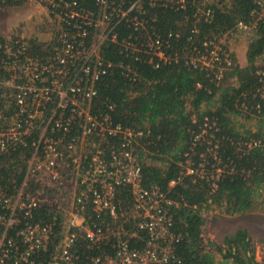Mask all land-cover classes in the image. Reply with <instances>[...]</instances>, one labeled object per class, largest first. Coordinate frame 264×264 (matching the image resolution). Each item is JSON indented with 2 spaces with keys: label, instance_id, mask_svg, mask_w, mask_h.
Segmentation results:
<instances>
[{
  "label": "built area",
  "instance_id": "obj_1",
  "mask_svg": "<svg viewBox=\"0 0 264 264\" xmlns=\"http://www.w3.org/2000/svg\"><path fill=\"white\" fill-rule=\"evenodd\" d=\"M30 1L46 6L59 24L49 44L41 46L42 54L30 53L24 37L0 42V100L17 107L13 118L0 122V150L26 143L24 136L37 131L28 174L42 188L0 196V264H80L76 246L81 240L101 249L84 264H172L178 240L170 211L175 201L159 187L143 184L134 151L143 132L115 122L111 104L108 110L95 109L102 77L117 65L132 71L124 61L116 65L108 59L104 45L114 43L125 56L158 68L179 58L168 52L173 33L160 32L147 7L193 9V18L201 22L212 16V4L236 0H95L96 8L81 0ZM251 2L250 17L239 19L236 30L261 29L264 35V0ZM221 39H205L201 56L188 55L192 64L232 66L233 52ZM195 171L188 165L187 173ZM68 179L72 189L66 187ZM120 186L132 191L128 218L117 201ZM59 192L65 194L60 200ZM45 205L55 212L54 220L36 221L34 211ZM89 210L101 222L87 216ZM59 215L62 229L57 231Z\"/></svg>",
  "mask_w": 264,
  "mask_h": 264
},
{
  "label": "trees",
  "instance_id": "obj_2",
  "mask_svg": "<svg viewBox=\"0 0 264 264\" xmlns=\"http://www.w3.org/2000/svg\"><path fill=\"white\" fill-rule=\"evenodd\" d=\"M23 1L0 0V6ZM81 1L89 8L97 7L95 0ZM253 6L251 0H236L231 5L214 3L212 16L201 22L193 18V9L147 7L150 22L166 35L173 33L168 52L179 58L161 62L158 68L125 56L114 43L104 45L108 59L116 65L124 61L132 71L117 65L102 77L95 109L108 110L111 104L115 122L143 132L134 147L142 166L143 184L159 187L175 201L170 211L178 240L177 259L172 264H220L216 254L222 256L223 264H264L256 258L252 227H236L220 243L209 244L203 236L204 212L213 205H226L230 214H247L262 203L258 193L264 190V67L256 61L263 54L264 35L261 29L254 31L245 66L234 54L233 65L225 68V63L194 66L188 56H201L205 39H221L237 31V21L248 19ZM6 41L7 36L0 34V42ZM30 41V53H44V42L36 38ZM4 104L0 100L1 123L17 111L14 103L8 102L9 108ZM203 129L206 131L198 139ZM35 133L24 136L26 143L17 141L0 150V196L14 195L22 188L26 193L42 188V182L28 174ZM188 165L197 172L187 173ZM172 180H176L174 185H170ZM117 201L128 218L133 203L131 188L120 186ZM34 215L36 221L50 222L55 212L45 205ZM87 216L95 223L101 222L90 210ZM60 219L59 215L57 231L62 229ZM106 222L112 223L108 219ZM129 222L125 221L127 227L132 224ZM76 249L80 264L89 262L101 250L85 240ZM44 259H50V254Z\"/></svg>",
  "mask_w": 264,
  "mask_h": 264
},
{
  "label": "rangeland",
  "instance_id": "obj_3",
  "mask_svg": "<svg viewBox=\"0 0 264 264\" xmlns=\"http://www.w3.org/2000/svg\"><path fill=\"white\" fill-rule=\"evenodd\" d=\"M58 24V20L49 16L48 8L37 1L25 0L20 4L0 6V34L3 36L11 38L24 37L29 44L31 43L30 40L36 38L38 42H44L48 45L54 37L55 28ZM254 36V31L237 30L223 36L221 41L233 52L238 63L245 66L248 63V45ZM263 60L264 57L260 56L257 58L256 63L261 66V64H264ZM4 106L9 108L10 105L5 103ZM73 183L71 179L66 180V187L72 189ZM258 195L262 203L252 213L230 214L227 212L226 205H213L208 211L204 212L206 222L203 226V236L206 242H209V244L211 241L220 243L224 236L232 233L236 227H252L256 258L264 263V190ZM62 196L63 192H59L58 199L60 200ZM63 197H65V194ZM209 247L213 249V246L210 245ZM216 260L223 264V258L220 254H216Z\"/></svg>",
  "mask_w": 264,
  "mask_h": 264
}]
</instances>
